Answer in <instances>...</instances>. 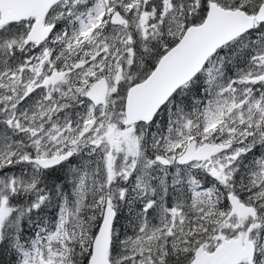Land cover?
<instances>
[{
    "label": "snow or ice",
    "instance_id": "6c2138e0",
    "mask_svg": "<svg viewBox=\"0 0 264 264\" xmlns=\"http://www.w3.org/2000/svg\"><path fill=\"white\" fill-rule=\"evenodd\" d=\"M0 264H264V0H0Z\"/></svg>",
    "mask_w": 264,
    "mask_h": 264
}]
</instances>
